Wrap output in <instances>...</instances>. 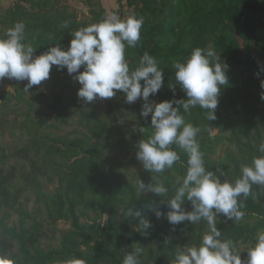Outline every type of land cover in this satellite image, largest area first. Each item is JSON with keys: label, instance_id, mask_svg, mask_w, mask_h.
I'll use <instances>...</instances> for the list:
<instances>
[{"label": "trees", "instance_id": "1", "mask_svg": "<svg viewBox=\"0 0 264 264\" xmlns=\"http://www.w3.org/2000/svg\"><path fill=\"white\" fill-rule=\"evenodd\" d=\"M68 1L14 0L0 14V36L23 22L26 42L36 48L34 55L53 45L66 50L70 32L106 16L99 0H81L87 8L85 18ZM117 3L121 9L111 13L122 19L133 13L144 18L139 45L126 48L130 68L144 52L163 68L164 86L150 102L186 99L175 83L172 65L196 47L212 46L227 64L229 83L221 88L217 119L208 121L206 110L199 107L184 115L201 129L197 139L206 167L222 169V181L239 177L240 166L259 155L258 145L264 140V0ZM74 76L53 66L49 78L28 92L27 81L0 80L8 86L0 90V135L14 137L19 131L18 146L7 149L0 144V255L15 264H76L81 259L86 264H122L126 252L141 246V264H174L177 249L201 242L207 223L170 225L166 216L157 218L145 207L153 204L166 213L167 205L160 203L165 198L151 192L136 195L137 180L148 184L155 175L136 159L137 143L151 134L150 115L140 116L144 101L126 103L117 90L111 99L86 103L77 96L80 85ZM64 126L74 128L67 131ZM176 150L186 166V155ZM185 166L178 163L157 176L169 187V195ZM252 192L247 199L241 197V221L217 217L221 238L236 244L241 259L247 258L257 233L264 231V186L254 185ZM130 207L142 209L150 220L147 235L136 225L138 218L124 217ZM184 208L190 211V202L185 201ZM61 222L67 226L58 230Z\"/></svg>", "mask_w": 264, "mask_h": 264}, {"label": "clouds", "instance_id": "2", "mask_svg": "<svg viewBox=\"0 0 264 264\" xmlns=\"http://www.w3.org/2000/svg\"><path fill=\"white\" fill-rule=\"evenodd\" d=\"M144 18L130 14L120 18L116 13L107 14L102 20L74 30L67 49L53 45L40 55H34V46L26 42L25 24L16 22L0 36V80L4 78L27 81L24 91L39 86L47 80L53 66L66 68L80 87L78 98L86 103L97 99L108 100L122 92L126 103L138 99L144 101L140 116L149 117L151 134L136 145V159L152 175V182L145 184L138 179L134 185L136 195L151 192L163 198L169 209L166 213L149 204V210L157 218L166 216L170 225L189 222L207 223L198 245L177 249L174 264H264V231L258 232L253 245L247 250V258L241 259L236 244L231 239H222V231L216 226L218 214L233 222L244 218L241 197L253 195V186H264V140L258 145L259 155L250 164L240 166V175L234 180L220 179L226 173L217 167L211 171L206 167L204 153L198 142L201 129L187 122L184 114L199 107L206 110L208 121H215L221 88L229 81L227 64L222 62L212 46L196 47L182 62L173 63L175 83L185 93L186 99L149 101L164 86V72L159 61L148 52L140 57L138 65L130 68L126 59V48H135L141 41ZM68 27V22L63 24ZM83 66V71H80ZM143 81V83H141ZM264 86V85H262ZM169 88L175 92L170 83ZM264 99V96L261 97ZM176 106H173V105ZM233 151L236 145L230 146ZM180 149L187 157L181 161ZM181 164L186 170L177 176L175 190L169 195V187L157 176ZM219 173V175H217ZM190 202L191 210L184 208ZM124 217L138 218L142 232L152 227L144 217L142 209L128 208ZM144 248L136 246L126 252L122 264H141L139 257ZM0 264H15L0 255ZM76 264H86L78 260Z\"/></svg>", "mask_w": 264, "mask_h": 264}, {"label": "rangeland", "instance_id": "3", "mask_svg": "<svg viewBox=\"0 0 264 264\" xmlns=\"http://www.w3.org/2000/svg\"><path fill=\"white\" fill-rule=\"evenodd\" d=\"M102 7L105 9L106 11V15L111 13L112 10L115 11H119L121 9V4L119 5L117 3V0H99ZM14 3V0H0V14H2L6 8L12 6V4ZM124 3V0H122V4ZM68 5L73 8L74 10H76L78 12V15L80 18H85L87 17V8L84 6L83 2L81 0H69L68 1ZM122 10H126V7L123 6ZM1 89H8V86H6L5 84L0 85V90ZM14 105H12L11 107H13ZM13 117V115H10V117H8L9 119H11ZM76 122V119L75 121ZM73 126H64L63 129L68 130H73ZM17 140H19V131L17 130L16 135L14 137L10 136L9 133H4L0 135V144L1 145H5L7 147V149H9V147H15L18 146ZM32 201H33V197L30 199L29 201V205L31 207L32 205ZM15 218V217H14ZM67 225L65 223H59L57 228L58 230L60 228H65ZM42 242L44 244H46L47 239L42 240Z\"/></svg>", "mask_w": 264, "mask_h": 264}]
</instances>
